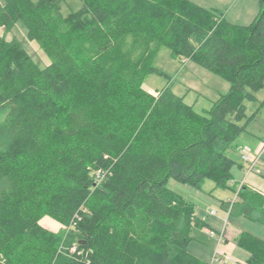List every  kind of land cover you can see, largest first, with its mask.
Instances as JSON below:
<instances>
[{"label": "trees", "instance_id": "obj_1", "mask_svg": "<svg viewBox=\"0 0 264 264\" xmlns=\"http://www.w3.org/2000/svg\"><path fill=\"white\" fill-rule=\"evenodd\" d=\"M64 2L0 0V264H208L189 250L208 224L170 178L232 190L229 213L264 225V194L233 181L230 153L264 88V0L249 24L192 0H81L68 14ZM18 21L45 66L3 36ZM162 46L229 90L201 111L148 91ZM238 245L264 264L263 238Z\"/></svg>", "mask_w": 264, "mask_h": 264}, {"label": "rangeland", "instance_id": "obj_2", "mask_svg": "<svg viewBox=\"0 0 264 264\" xmlns=\"http://www.w3.org/2000/svg\"><path fill=\"white\" fill-rule=\"evenodd\" d=\"M255 1L258 2V0ZM253 2L254 0H230L224 5L226 8L222 7L221 11L228 13V10H230L229 14L230 16H233L235 11L248 8ZM81 6V0H65L62 8L63 12L68 14L73 10H77ZM1 32L7 41H18L21 43L40 66L43 67L49 62V58L39 47L37 42L27 38L26 28L21 21H18L10 30L7 31L3 28ZM154 65L159 68L163 74H150L145 80V89H152V93L156 94L157 90L169 87L174 93L184 96L185 102L193 104L199 111L209 108L218 98L220 93L227 92L230 88V82L225 78L215 74L193 60H190V58L174 55L171 49L166 46L160 47L155 57ZM256 96L258 98L256 101L246 102L247 116L256 112L255 118L249 121L247 128H253L257 125L264 128V104H262L264 101V88L258 91ZM247 137V132L242 133L238 137L237 143L244 142ZM244 148L251 151L250 147ZM242 149L243 148L233 152L230 151L237 163L241 162ZM238 170L239 164H236L233 168V173L236 175ZM167 185L175 193L194 203L196 214L200 218H203L205 222H212L215 219V215L210 213L212 209L216 210L219 215L224 213L221 199L225 198V196H233L232 190H225L222 188L213 189L215 184L211 180L204 181L203 189H198L189 183H183L174 178H170ZM233 217L234 215L231 216V218ZM216 218H218V216H216ZM247 222L252 225L249 224L250 226L248 228L251 229L255 235L264 239V225L260 222L249 219H247ZM41 223L43 226L62 234L64 237L69 233L67 227L63 226L60 222L50 216H44L41 219ZM205 227H195L193 229L192 232L195 239L190 242L189 250L192 253H197V250H201L202 253L204 252L206 256H209L207 259L208 264L211 263L215 256L222 258L228 257L229 261L227 263L235 264V259L225 254L219 246H217L219 251H216L217 243L213 242L211 240L212 237L203 230ZM222 241L223 235L221 242Z\"/></svg>", "mask_w": 264, "mask_h": 264}, {"label": "crops", "instance_id": "obj_3", "mask_svg": "<svg viewBox=\"0 0 264 264\" xmlns=\"http://www.w3.org/2000/svg\"><path fill=\"white\" fill-rule=\"evenodd\" d=\"M192 1L205 8L217 11L229 22L235 24L251 23L258 14L260 8V1L258 0V2H256L254 0L251 6H249L246 9L235 11L233 13V16H230L229 14L230 10H228V13H224L223 11H221L222 7L226 8L224 5H226V3H228L230 0H192ZM147 90L152 92V89L148 88ZM247 134L248 137L245 138L244 142L238 143L239 150L244 147H250L251 150H255L256 148L259 147L260 142L264 140V128H262V126L260 125H257L253 128L251 127L247 128ZM237 164H239V170L236 175L235 173H233L234 175L233 181L239 185L242 184L248 185L249 187L254 188L257 191L264 194V155L262 156L260 161L256 164V167H254L250 171L247 170V167L242 162V160ZM213 189H215V186L213 187ZM232 193L233 196H225V198L221 199V204L224 209V213L219 215L216 210L212 209L210 213L215 215V219L212 222L206 221L208 226H206L203 230H205L212 237L211 240L213 242L217 243L216 247L219 246L220 249L225 254L235 259L236 262L235 264H245L250 256V253L245 248L238 245V238L245 231L250 232L254 235L255 233L248 228L251 225V223L247 222L248 218H245L244 216H234L233 218H231L232 215L225 208L226 202H232L236 198L237 194L235 192ZM212 211L215 212L212 213ZM216 216H218V218H216ZM210 231H214L215 235H212ZM221 235H223V241L218 245V239ZM193 254L198 256L200 259L204 260L205 262H207V259L209 257L206 256L204 252L202 253L201 250H197V253H193Z\"/></svg>", "mask_w": 264, "mask_h": 264}, {"label": "built area", "instance_id": "obj_4", "mask_svg": "<svg viewBox=\"0 0 264 264\" xmlns=\"http://www.w3.org/2000/svg\"><path fill=\"white\" fill-rule=\"evenodd\" d=\"M241 151H242L241 152V160L246 165L247 170L250 171L256 166V164L260 161V159L264 155V140L261 142L260 146L253 151L252 150L249 151L245 148H243ZM214 212L215 211H212V213H214ZM210 232L212 235H215L214 231H210ZM221 240H222V235L218 239V245L221 243ZM216 251L217 252L219 251L218 247H217ZM221 254H222V252H221ZM228 261H229L228 257L222 258L219 256H215V258L211 261L210 264H224V263H227Z\"/></svg>", "mask_w": 264, "mask_h": 264}]
</instances>
